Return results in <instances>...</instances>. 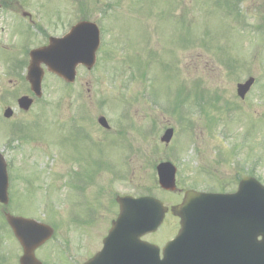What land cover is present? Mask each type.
I'll return each instance as SVG.
<instances>
[{"label":"rangeland","instance_id":"1","mask_svg":"<svg viewBox=\"0 0 264 264\" xmlns=\"http://www.w3.org/2000/svg\"><path fill=\"white\" fill-rule=\"evenodd\" d=\"M63 1L66 21H96L100 53L93 71L80 69L71 87L46 78L44 100L21 120L27 133L44 138L32 145L14 138L11 150V124H0V151L7 163H21L9 171L20 179H11L7 210L71 232L89 226V208L79 206L75 157L91 146L103 152L96 168L111 170L98 177L96 191L106 187L109 195L117 189L166 199L155 171L162 160L177 166L178 188L232 191L249 173L264 185V0ZM248 77L255 81L240 99L236 84ZM76 114L85 118L75 121ZM90 115L95 123L104 116L110 131L96 123V138L91 137ZM59 119H69L62 136ZM75 123L81 134L69 131ZM167 127L174 135L166 146L159 138ZM31 153L36 160L28 158ZM28 160H38L41 168L23 169ZM29 172L42 180L38 191L31 187L26 193ZM109 222L110 217L95 216L86 236H97L99 246ZM170 226L155 238L169 233Z\"/></svg>","mask_w":264,"mask_h":264},{"label":"water","instance_id":"2","mask_svg":"<svg viewBox=\"0 0 264 264\" xmlns=\"http://www.w3.org/2000/svg\"><path fill=\"white\" fill-rule=\"evenodd\" d=\"M72 40L75 42L74 51L64 58L63 63L56 54L57 43L62 40L55 39L44 55L49 70L67 81L73 80L79 63L88 67L94 63L98 29L93 24L80 23L65 38V43L73 45ZM84 40L87 47L78 43ZM38 60L33 59L27 77L36 93L41 80ZM252 83L253 78H249L244 84H238V94L243 97ZM20 104L26 108L30 101L22 98ZM172 132L167 129L161 140L168 143ZM175 170L170 162L157 166L162 188L174 189ZM7 186L5 161L0 154V202L8 201ZM120 204V215L104 239L102 250L87 264H264V186L252 177L243 178L232 194L187 191L184 202L172 208L180 217L181 228L175 239L164 246L162 258L156 246L139 239L161 223L165 210L161 202L152 197H125ZM7 217L24 247L21 264H38L33 258V248L47 238L50 231L31 230V227H41L40 224L10 215ZM127 246L130 253L132 250L136 252L129 256L128 263H123L122 251Z\"/></svg>","mask_w":264,"mask_h":264},{"label":"flooded vegetation","instance_id":"3","mask_svg":"<svg viewBox=\"0 0 264 264\" xmlns=\"http://www.w3.org/2000/svg\"><path fill=\"white\" fill-rule=\"evenodd\" d=\"M81 20L80 18H74L66 21L63 0H0V122L13 123L15 121L12 127L17 129L22 124V117L29 113L37 103L44 100L42 97L33 98V103L27 111L18 107L17 102L21 96L32 97L29 84L26 81L29 53L33 49L48 44L51 37H63L72 26ZM42 67L45 69L43 65ZM81 69L85 70L84 68ZM48 76L55 78L63 86H72L77 81L75 79L76 81L73 83H66L55 75L44 71L42 89ZM7 109L10 110L9 117L5 116ZM91 121L94 123L93 120ZM58 128L62 136L65 124L61 119L58 121ZM75 128L78 131L80 130L78 126ZM38 139H41V137H34L31 134L26 137L27 143H32ZM98 153L102 155L103 152L96 150L92 146L78 151L75 157V177H77L75 186L80 202L79 205L80 207L89 208L90 218L94 216L110 217L112 221L119 213L117 199L128 194V192L116 189L118 187L121 188L123 186L121 184L113 187L116 190H113L111 195L108 194V190L106 191V187L96 191L95 182H97L98 177L107 173L105 172L107 167L105 169L96 168ZM120 157L121 160L116 161L117 165L123 163L122 154ZM30 158L35 159L32 154ZM28 162V168L24 169L41 168L40 165L42 163L39 161L28 160ZM14 164L21 165V163ZM59 169L61 168L59 167ZM58 178L63 179L62 171ZM28 179L37 182L39 181V176L29 172ZM181 191L182 188L174 191L177 192L176 196L170 194L166 199H161L167 210L160 227L167 224L172 225L173 232L171 235L167 238L157 239L155 238L156 231L143 236V239L156 243L161 247L169 238L176 234L179 228V218L172 215L171 206L183 200ZM95 192H97L98 199L95 198ZM6 213L5 210H0V218L4 221H6ZM16 215L30 217L21 214ZM87 228H84L85 232H81L82 228H78V230L75 228V235L72 239L68 236L71 233L68 231L69 227L61 226L55 230L53 229L52 236L35 249V257L42 264H47L46 261H51V264L85 263L102 246V241L100 247H97L95 238L91 240L86 236ZM12 242L18 244L11 228L8 225L0 227V264H19V258L22 254V248L19 244V254L17 252L13 254L9 248L6 250L2 248L3 244L6 245Z\"/></svg>","mask_w":264,"mask_h":264}]
</instances>
